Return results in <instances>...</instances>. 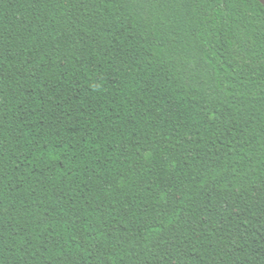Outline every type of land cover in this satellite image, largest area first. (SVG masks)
Here are the masks:
<instances>
[{
  "label": "trees",
  "instance_id": "trees-1",
  "mask_svg": "<svg viewBox=\"0 0 264 264\" xmlns=\"http://www.w3.org/2000/svg\"><path fill=\"white\" fill-rule=\"evenodd\" d=\"M0 264H264V4L0 0Z\"/></svg>",
  "mask_w": 264,
  "mask_h": 264
},
{
  "label": "water",
  "instance_id": "water-1",
  "mask_svg": "<svg viewBox=\"0 0 264 264\" xmlns=\"http://www.w3.org/2000/svg\"><path fill=\"white\" fill-rule=\"evenodd\" d=\"M260 2H262L264 4V0H259Z\"/></svg>",
  "mask_w": 264,
  "mask_h": 264
}]
</instances>
